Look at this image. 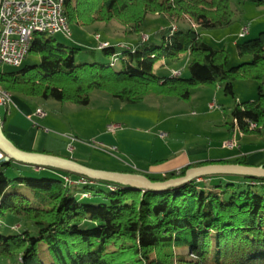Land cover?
Returning <instances> with one entry per match:
<instances>
[{
	"label": "trees",
	"instance_id": "trees-1",
	"mask_svg": "<svg viewBox=\"0 0 264 264\" xmlns=\"http://www.w3.org/2000/svg\"><path fill=\"white\" fill-rule=\"evenodd\" d=\"M151 14L164 16L170 23L188 18L192 25L175 31L170 26L168 35L161 30L160 44L148 39L136 46L120 47L117 43L120 50L115 43L103 49L92 47L93 53L100 51L107 58L104 63H79L78 48L38 34L30 53L39 58V64L0 73V88L26 98L88 107L95 91L107 92L124 105H138L150 96L190 101L197 87H221L226 95L235 97L236 81L253 80L258 83V96L236 105L232 126L246 134L261 133L264 32L237 43L238 54L250 60L229 67L227 50L214 49L199 31L232 25L235 13L231 0L65 2L69 25L81 28L117 20L131 33L139 34ZM185 54L190 58L189 78L155 73L158 63L174 62ZM116 65L120 69H115ZM251 124L256 128L251 130ZM209 164L147 177L154 182L166 181ZM233 164L249 165L245 159ZM80 177L2 160L0 222L17 218L30 228L14 234L0 232V257L17 258L22 264H46L39 257L45 249L53 259L50 264H264V179L216 175L164 191H142L89 179L91 183L81 186L84 191L79 199L73 191L79 186H70L65 178ZM83 193L90 197H82ZM94 198H102V202H82Z\"/></svg>",
	"mask_w": 264,
	"mask_h": 264
},
{
	"label": "rangeland",
	"instance_id": "rangeland-1",
	"mask_svg": "<svg viewBox=\"0 0 264 264\" xmlns=\"http://www.w3.org/2000/svg\"><path fill=\"white\" fill-rule=\"evenodd\" d=\"M231 5L235 13L234 22L232 25L215 30H199L203 40L211 45L214 49H226L230 55L229 67L240 65L241 63L250 60L249 56L241 57L238 54L236 45L245 40L255 39L260 33L264 32V0H231ZM161 15H149L144 24L143 31L139 34L130 32V28L123 25L117 20H112L109 23H97L88 28L70 26L71 35L64 33L54 35L55 40L70 48H78L79 63H93L94 61L104 63L107 58L100 51L92 52V47H95L93 38L96 42L102 41V35L106 34L114 41L118 50L119 44L136 43L142 40L143 35L149 36V43L160 44L162 35L161 30L165 35L170 34V26L176 28L190 27L188 18H184L178 22L170 23ZM197 28L195 26H192ZM246 32V38L242 34ZM92 53L94 55H92ZM190 58L188 54L183 55L180 59L174 62L158 63L155 67V73L159 76L170 77L174 70L180 71L183 78L190 77L189 71ZM39 58L34 54H29L24 64L20 68L9 65L0 64V73L23 71L27 67L37 66ZM115 69H120V65H116ZM209 91H205L204 89ZM196 96L190 101H181L175 97H157L150 96L148 100L138 105H124L119 100L112 97L107 92L95 91L92 95V102L88 107H79L73 104H62L54 100L36 99L43 105L46 116L49 115V120L60 119L62 123L42 124L43 130L50 132L51 138L55 140L59 146L67 140L61 136L68 134L75 138L78 142L73 146L77 148L75 154L71 157L79 160L81 157L85 159L89 167L101 168L104 170H125L124 163H129L130 160L124 158L123 153L119 151L117 146V133L121 130H130L140 140L148 138L146 136H154L158 133L157 126L162 128H179L185 127L184 120L186 115L182 111L173 110L171 115L168 112L165 104H158L154 98L161 99H176L182 104H188L189 112L197 114L208 111L210 117H216V114L224 113V117L232 120V111L236 105L246 101H253L258 96V83L253 80H238L235 82L236 96H228L224 93L221 87H197L193 88L192 92H196ZM194 94V95H195ZM206 97L202 100L201 98ZM15 95L12 94V98ZM20 98H26L20 96ZM198 98V99H197ZM206 102V103H205ZM213 102L214 108L208 109L207 103ZM208 109V110H207ZM215 109V111H214ZM178 111V112H177ZM5 115V107H0V117ZM170 115V116H169ZM191 115V113H189ZM211 119V118H210ZM63 126V128H62ZM109 126H121V129L115 133L108 131ZM62 130L63 132H61ZM264 130V129H263ZM59 137H57V136ZM161 135V134H160ZM115 140V141H114ZM71 142V139L69 140ZM225 143V142H224ZM115 145V146H114ZM66 147V146H65ZM69 147H67L68 151ZM133 163V162H132ZM130 165L134 166L130 163ZM104 192H108L106 187H101ZM73 191L80 199L81 192L84 188L81 186L74 187ZM85 203L98 204L102 202V198L85 199ZM25 227L30 228V225L24 220L17 218L0 222V232L5 234H14L20 232ZM39 257L46 263H52L49 252L45 249L40 250ZM0 264H22L19 259H7L0 257Z\"/></svg>",
	"mask_w": 264,
	"mask_h": 264
},
{
	"label": "crops",
	"instance_id": "crops-1",
	"mask_svg": "<svg viewBox=\"0 0 264 264\" xmlns=\"http://www.w3.org/2000/svg\"><path fill=\"white\" fill-rule=\"evenodd\" d=\"M93 40L95 45L98 46L100 42H96L95 38ZM101 42L114 43L106 34L102 35ZM129 44L136 46L138 42ZM174 72L180 71L174 70ZM173 73L171 76H173ZM204 90L209 91L207 88ZM197 91L200 90L192 92L191 100L193 96H196L195 93H199ZM205 97L206 95L201 99L203 100ZM154 101H157L158 104H165L170 115L174 113L173 110H176L174 108L187 114L186 120L183 121L185 127L174 130L173 128L164 129L162 126H157L159 128L157 134L146 136L148 138L142 140L136 138L137 136L130 130L123 129L119 131L116 140L118 149L123 153L124 158L130 160L129 163L122 161L124 167L127 168L125 170H132L145 176L162 177L187 166L206 162L211 164H233L236 160L245 159L251 166H261L264 163V130L261 133L246 134L237 126H232L233 119L228 120L224 117V113L216 114V117H210L213 114L209 115L208 111L200 114L194 111L189 112L188 104H182L176 99L165 98L159 100L154 98ZM211 105H213V102L207 103V108L211 109ZM38 109L45 110L38 100L20 98V96L15 95L12 98V104L5 107V115L1 117L7 137L17 147L28 152L71 157L67 147L72 137L68 134L59 135L68 141L67 145L63 142L59 146L51 138L50 132L43 130L42 124H63L61 118H57L55 122L52 119L49 120V115L41 118L37 116ZM160 134H166V136L163 138ZM228 141H236V146L232 149L224 148L223 143ZM76 150L75 147V152ZM71 158L85 165L88 163L82 157L79 160ZM96 169L104 170L101 168ZM106 171L122 172L123 170L110 169Z\"/></svg>",
	"mask_w": 264,
	"mask_h": 264
},
{
	"label": "built area",
	"instance_id": "built-area-1",
	"mask_svg": "<svg viewBox=\"0 0 264 264\" xmlns=\"http://www.w3.org/2000/svg\"><path fill=\"white\" fill-rule=\"evenodd\" d=\"M66 0H2L0 6V64L20 68L30 54L34 38L38 34L54 36L59 33L71 35L70 25L65 15ZM173 31L176 27H172ZM246 32L242 34V37ZM149 36L143 35L142 40L147 41ZM110 42H100L98 49L109 47ZM125 44H119L123 47ZM181 72H174L173 76H181ZM12 104V94L0 88V107H7ZM211 109L214 105L210 106ZM37 116L44 118L46 112L42 109L37 110ZM251 130L256 128L251 124ZM121 126H109L108 131L115 133ZM165 137L166 134H161ZM77 140L71 138L68 145V153L75 152L73 146ZM236 141L223 143L224 148H234ZM4 155L0 151V162ZM70 186H85L89 183L88 178L78 179L65 178ZM82 197L89 198L90 195L83 193Z\"/></svg>",
	"mask_w": 264,
	"mask_h": 264
},
{
	"label": "water",
	"instance_id": "water-1",
	"mask_svg": "<svg viewBox=\"0 0 264 264\" xmlns=\"http://www.w3.org/2000/svg\"><path fill=\"white\" fill-rule=\"evenodd\" d=\"M2 0H0L1 6ZM0 151L4 155L3 161H15L37 168H50L93 181H105L120 186L142 191H164L174 189L204 177L216 175L243 176L264 179V166H251L240 164H209L193 167L187 170L183 177L154 182L147 176L137 173H124L116 171L98 170L85 166L73 159L50 155L40 152H28L17 147L5 134L0 117Z\"/></svg>",
	"mask_w": 264,
	"mask_h": 264
}]
</instances>
